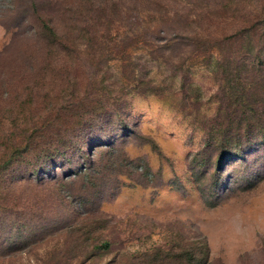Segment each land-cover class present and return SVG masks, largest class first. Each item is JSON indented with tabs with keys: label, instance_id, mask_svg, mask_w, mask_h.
I'll use <instances>...</instances> for the list:
<instances>
[{
	"label": "rangeland",
	"instance_id": "1",
	"mask_svg": "<svg viewBox=\"0 0 264 264\" xmlns=\"http://www.w3.org/2000/svg\"><path fill=\"white\" fill-rule=\"evenodd\" d=\"M115 5L127 12L112 16ZM50 21L70 40V53L50 55L37 45L38 28ZM259 21L263 33L264 0H0V129L22 127V119L65 104L75 87L92 82L130 101L125 121L92 133L85 155L74 152L73 163L58 170L67 176L74 163L89 167L94 153L102 167L96 185L72 187L65 203L35 199L34 214L43 217L21 230L18 222L1 227L0 247L80 210L90 219L85 230L115 241L94 264L125 251L178 248L181 236L200 235L209 242L210 264H264V138L230 161L224 159L233 154L208 145L224 97L215 60L227 50L206 51L195 39H222ZM85 22L96 32H81ZM261 56L264 62V50ZM138 76L161 94L137 93ZM99 217L109 220L104 229ZM51 237L37 246L17 241L25 251L0 257V264H46L59 239Z\"/></svg>",
	"mask_w": 264,
	"mask_h": 264
},
{
	"label": "trees",
	"instance_id": "2",
	"mask_svg": "<svg viewBox=\"0 0 264 264\" xmlns=\"http://www.w3.org/2000/svg\"><path fill=\"white\" fill-rule=\"evenodd\" d=\"M101 10L100 16L106 12L105 8ZM124 12L127 11L118 5L111 8L112 16H122ZM169 20L175 23V20ZM86 23L80 26L81 32L87 35L89 32L95 33V30L89 29L91 25H85ZM260 24L262 22L259 21L251 27L245 25L222 39L195 34V39L199 41L197 43L204 50L212 52L220 50L221 47L227 50L222 55L221 50V56L215 60L217 73H221V89L224 95L217 118H221V121L211 125L208 132V145L221 151L224 157L233 154L224 159L227 161L239 158L244 149L251 148L264 138V62L261 56L264 50L261 46L264 32L260 33ZM59 32L51 21L43 22L38 28L39 48L47 50L50 55L74 50L70 40H66ZM173 43L187 44L181 43V40ZM114 50L120 52L118 48L114 47ZM103 51L105 48H101L102 53ZM136 80L138 84L133 89L137 93L161 94L160 89L149 80L141 77ZM75 84L78 85V80ZM68 96L64 100L65 104L59 107L49 105L46 113L39 117L22 119V127L17 124L15 130L9 133L0 129V228H13L12 225L18 222L21 230L26 226L27 220L42 218L41 212L34 214L38 211V202L35 199L39 202L53 203L60 200L65 203L72 187L83 192L96 185L102 167L95 160L94 153H88L91 163L89 167L85 161L81 164L74 163L73 174L67 176H60L58 170L67 162L73 163L71 158L74 152L85 155L84 151L90 145L92 133L109 122L123 121L130 101L125 97L106 93L97 88L95 82L84 90L75 87ZM93 145H102V142L94 141ZM74 175L78 180L71 178ZM27 213H31L32 217L27 218ZM9 215L15 216L16 220L7 224L6 218ZM84 217L85 214L77 210L72 215L46 224L43 229L36 227L35 230L38 231H32L31 236L7 239V245L0 247V257L25 251L23 246L16 247L17 241H23L22 245L32 242L31 244L37 246L50 235L52 239L58 236L59 239L55 241V247L45 255L44 258L48 257L46 264H94L98 255L112 250L115 241L100 238L95 230H85L86 227L81 225L89 224L90 219ZM96 221L97 224H103L100 229H104L105 223L109 222L108 219L106 221L100 217ZM69 238L72 246L65 245ZM181 238L178 248L159 247L130 254L125 251L123 255L116 254L106 264H210V245L206 236ZM59 244L62 246L57 247Z\"/></svg>",
	"mask_w": 264,
	"mask_h": 264
}]
</instances>
